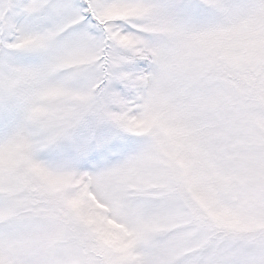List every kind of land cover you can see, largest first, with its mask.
Listing matches in <instances>:
<instances>
[{
	"label": "snow or ice",
	"instance_id": "obj_1",
	"mask_svg": "<svg viewBox=\"0 0 264 264\" xmlns=\"http://www.w3.org/2000/svg\"><path fill=\"white\" fill-rule=\"evenodd\" d=\"M0 264H264V0H0Z\"/></svg>",
	"mask_w": 264,
	"mask_h": 264
}]
</instances>
